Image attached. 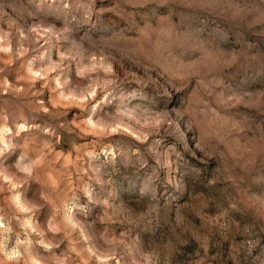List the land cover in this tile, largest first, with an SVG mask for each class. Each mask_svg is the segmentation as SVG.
<instances>
[{
	"label": "rangeland",
	"instance_id": "374dc122",
	"mask_svg": "<svg viewBox=\"0 0 264 264\" xmlns=\"http://www.w3.org/2000/svg\"><path fill=\"white\" fill-rule=\"evenodd\" d=\"M0 264H264V0H0Z\"/></svg>",
	"mask_w": 264,
	"mask_h": 264
},
{
	"label": "clouds",
	"instance_id": "9594fccd",
	"mask_svg": "<svg viewBox=\"0 0 264 264\" xmlns=\"http://www.w3.org/2000/svg\"><path fill=\"white\" fill-rule=\"evenodd\" d=\"M25 171H27V169H25Z\"/></svg>",
	"mask_w": 264,
	"mask_h": 264
}]
</instances>
